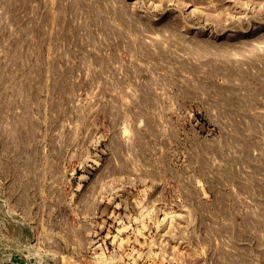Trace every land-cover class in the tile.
Instances as JSON below:
<instances>
[{
	"label": "rangeland",
	"instance_id": "rangeland-1",
	"mask_svg": "<svg viewBox=\"0 0 264 264\" xmlns=\"http://www.w3.org/2000/svg\"><path fill=\"white\" fill-rule=\"evenodd\" d=\"M0 264H264V0H0Z\"/></svg>",
	"mask_w": 264,
	"mask_h": 264
}]
</instances>
